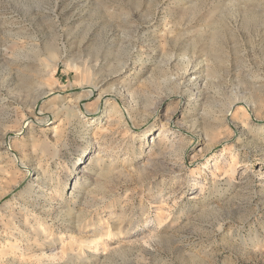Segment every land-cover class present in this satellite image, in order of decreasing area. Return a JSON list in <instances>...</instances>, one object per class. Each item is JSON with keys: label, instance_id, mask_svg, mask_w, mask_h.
<instances>
[{"label": "rangeland", "instance_id": "rangeland-1", "mask_svg": "<svg viewBox=\"0 0 264 264\" xmlns=\"http://www.w3.org/2000/svg\"><path fill=\"white\" fill-rule=\"evenodd\" d=\"M0 264H264V0H0Z\"/></svg>", "mask_w": 264, "mask_h": 264}, {"label": "bare ground", "instance_id": "bare-ground-1", "mask_svg": "<svg viewBox=\"0 0 264 264\" xmlns=\"http://www.w3.org/2000/svg\"><path fill=\"white\" fill-rule=\"evenodd\" d=\"M56 63V62H55ZM85 68V72H87L88 71V68L87 67H84ZM90 87V86H89ZM92 88H91V90L88 92L89 93V95H92V93H95L96 92V86L94 87V85H92L91 86ZM48 91V90H47ZM45 92L43 91V92H40V94H38V97H37V99H36V101L34 102V104L32 105V109H33V116L34 117H29V118H27L26 119V123L27 122H30L28 125H32L33 123L34 124H44V122H45V120H47V119H45V117H47L46 116V111H45V113H43V111L41 110V106H39L38 105V101H40L42 98H45V97H49L50 95H52V93H47V94H44ZM88 95V96H89ZM104 96L105 95H103V94H101V93H98L97 94V101L98 102H101V103H105L106 102V99H104ZM236 101H232V103L230 104V106H229V108H228V110H227V113H226V119H228L229 118V116H230V114H231V111H232V109H233V105H234V103H235ZM115 107V106H114ZM114 107H112L113 109H114ZM85 109V106L83 105V104H80L79 105V108L77 109V113H76V117H78V115H79V110H84ZM81 112V111H80ZM99 113V112H98ZM50 117V116H49ZM23 122H24V120H23ZM27 126V125H26ZM20 131H22L21 130V128H19V130H18V132L17 133H21ZM27 173H28V171H27ZM1 198H3V197H1Z\"/></svg>", "mask_w": 264, "mask_h": 264}]
</instances>
